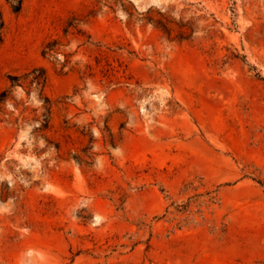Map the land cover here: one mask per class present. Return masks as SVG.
Segmentation results:
<instances>
[{
	"label": "rangeland",
	"instance_id": "rangeland-1",
	"mask_svg": "<svg viewBox=\"0 0 264 264\" xmlns=\"http://www.w3.org/2000/svg\"><path fill=\"white\" fill-rule=\"evenodd\" d=\"M0 12V264H264V0Z\"/></svg>",
	"mask_w": 264,
	"mask_h": 264
},
{
	"label": "trees",
	"instance_id": "trees-1",
	"mask_svg": "<svg viewBox=\"0 0 264 264\" xmlns=\"http://www.w3.org/2000/svg\"><path fill=\"white\" fill-rule=\"evenodd\" d=\"M22 1L23 0H9L11 9L14 13H18L21 10ZM3 28H4V21L2 18V14L0 12V43L2 42L3 39ZM52 49H53L52 42H48L46 46L42 49V54L43 55L49 54V51H51ZM256 76L260 77L259 73H256ZM46 80H47L46 73L44 68L42 67L33 68L29 72H26L22 75H11L9 87L0 92V104L6 102L8 99H12L10 95L12 89L17 86L22 87L25 82H28L29 86H35L39 88L41 95L43 88L46 85ZM45 102L49 103V100L45 98ZM50 111H51L50 106L47 105L43 113V123L41 124L45 128L48 127L49 124ZM258 182L262 184L260 181Z\"/></svg>",
	"mask_w": 264,
	"mask_h": 264
}]
</instances>
